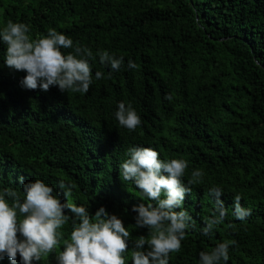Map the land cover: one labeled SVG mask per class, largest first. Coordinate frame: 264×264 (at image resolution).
<instances>
[{"label": "trees", "instance_id": "16d2710c", "mask_svg": "<svg viewBox=\"0 0 264 264\" xmlns=\"http://www.w3.org/2000/svg\"><path fill=\"white\" fill-rule=\"evenodd\" d=\"M8 20L29 25L33 39L54 28L95 59L87 94L26 90L25 73L5 66L0 43V190L23 196L21 178L40 179L64 202L59 181L74 184L73 203L123 220L131 264L134 241L148 236L131 209L155 202L119 167L129 148L151 147L161 159L188 162L186 185L192 171L204 173L182 206L194 227L169 264H199L201 251L225 240L236 241L227 264H264V0H0V29ZM104 50L123 56L119 71L100 62ZM119 102L140 115L135 131L115 119ZM212 187L223 190L227 215L205 235L204 220L216 213ZM236 195L251 209L245 220L233 214ZM71 230L69 221L59 231L69 239ZM62 250L63 241L36 264H57Z\"/></svg>", "mask_w": 264, "mask_h": 264}, {"label": "clouds", "instance_id": "9594fccd", "mask_svg": "<svg viewBox=\"0 0 264 264\" xmlns=\"http://www.w3.org/2000/svg\"><path fill=\"white\" fill-rule=\"evenodd\" d=\"M29 25L8 20L0 29V43L6 45L4 64L15 72L25 75L19 81L26 90L49 91L57 87L60 92L87 94L93 83L90 61L95 59L91 49L74 45L73 40L54 28L47 35L33 39ZM62 49H73L65 54ZM102 64L109 65L113 72L119 71L124 63L123 56L116 57L107 50L96 54ZM128 68L136 69L134 61H128ZM97 80L103 73H95ZM165 99L171 101V95ZM115 119L121 127L130 132L142 123L140 115L131 103H118ZM127 159L120 165L123 181H132L144 197L155 203L133 205L136 213L135 226L146 228L148 236L141 235L133 243L131 264H169L171 253H179L187 231L194 227L192 217L182 209L191 185L201 182L203 171H192L188 184L183 177L188 162L183 159L164 160L151 147L133 146L127 150ZM21 193L13 188L0 190V260L5 256L16 264L19 255L21 264H36L52 253L63 241V250L56 257L57 264H126L131 233L123 220L110 214L104 206L90 214L83 205L69 199L76 187L59 181L65 201L53 193L55 188L43 180L24 182L21 178ZM210 195L215 198L216 213L205 218L202 229L211 235L227 215L221 197L223 190L212 187ZM236 195L233 214L238 220L251 215V209L244 208ZM179 209V210H178ZM71 213V215H69ZM71 221L69 239H63L59 231ZM231 226V225H230ZM235 240H225L210 252L199 253V264H227L229 248Z\"/></svg>", "mask_w": 264, "mask_h": 264}]
</instances>
